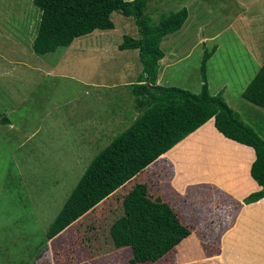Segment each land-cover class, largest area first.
<instances>
[{
    "label": "rangeland",
    "instance_id": "obj_1",
    "mask_svg": "<svg viewBox=\"0 0 264 264\" xmlns=\"http://www.w3.org/2000/svg\"><path fill=\"white\" fill-rule=\"evenodd\" d=\"M249 1L153 0L145 14L159 23L163 15L189 12L184 27L161 44L167 58L160 67L161 85L199 93L202 64L210 54L212 93L264 136V107L241 100L264 62V0ZM112 19L115 29L97 30L38 56L33 42L40 11L33 0H0V264L34 263L49 226L89 164L137 118L129 85L142 71L139 52L119 46L125 36L138 38V29L133 18L118 12ZM93 122H108L106 134L100 128L91 132ZM229 204L226 226L236 210ZM76 245H69L66 256L53 253L54 260L49 251L43 262L74 263L75 256L68 257ZM83 264L128 260L109 256Z\"/></svg>",
    "mask_w": 264,
    "mask_h": 264
},
{
    "label": "crops",
    "instance_id": "obj_2",
    "mask_svg": "<svg viewBox=\"0 0 264 264\" xmlns=\"http://www.w3.org/2000/svg\"><path fill=\"white\" fill-rule=\"evenodd\" d=\"M164 62L166 54L160 67ZM263 67L264 62L259 71ZM160 76L159 72V85ZM209 88L215 95L210 83ZM251 118L256 122V116ZM103 122L95 125V120L90 131L105 130L108 122ZM257 163L256 148L222 132L213 118L46 245L44 242L33 264H45L51 250L50 260L55 259L53 253L66 256L72 252V242L77 243L68 257L75 256L72 264L109 256L116 260L126 257L128 264H264V199L243 203L263 187ZM140 185L143 196L139 197L132 191ZM229 202L236 210L226 226L225 218L232 209Z\"/></svg>",
    "mask_w": 264,
    "mask_h": 264
},
{
    "label": "trees",
    "instance_id": "obj_3",
    "mask_svg": "<svg viewBox=\"0 0 264 264\" xmlns=\"http://www.w3.org/2000/svg\"><path fill=\"white\" fill-rule=\"evenodd\" d=\"M152 1L33 0L40 11L33 42L36 55L67 48L76 39L97 30L115 29L112 15L118 12L133 18L139 34L138 38L125 36L119 49L137 50L142 65L136 83L129 85L137 118L89 164L48 229L44 245L213 118L222 132L256 148L263 187L243 203L248 205L264 199V136L247 124L222 95L211 94L206 67L211 55L204 57L199 93L158 84L160 62L165 57L161 44L165 37L184 27L189 12L183 8L163 15L160 22L155 23L145 14ZM243 98L264 107V67L247 86ZM5 121L8 123L7 119ZM137 192L139 197L141 193L143 196L141 185L132 191L134 195Z\"/></svg>",
    "mask_w": 264,
    "mask_h": 264
}]
</instances>
